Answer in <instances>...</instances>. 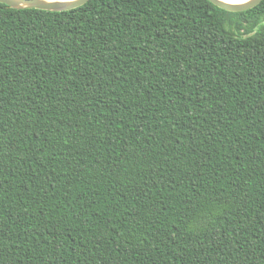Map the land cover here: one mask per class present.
Masks as SVG:
<instances>
[{"label":"trees","instance_id":"obj_1","mask_svg":"<svg viewBox=\"0 0 264 264\" xmlns=\"http://www.w3.org/2000/svg\"><path fill=\"white\" fill-rule=\"evenodd\" d=\"M0 264H264V0L0 4Z\"/></svg>","mask_w":264,"mask_h":264},{"label":"water","instance_id":"obj_2","mask_svg":"<svg viewBox=\"0 0 264 264\" xmlns=\"http://www.w3.org/2000/svg\"><path fill=\"white\" fill-rule=\"evenodd\" d=\"M89 0H0V4L12 9H36L50 12H64L81 7ZM220 9L228 12L238 13L253 9L263 0H249L239 3H226L219 0H208Z\"/></svg>","mask_w":264,"mask_h":264},{"label":"bare ground","instance_id":"obj_3","mask_svg":"<svg viewBox=\"0 0 264 264\" xmlns=\"http://www.w3.org/2000/svg\"><path fill=\"white\" fill-rule=\"evenodd\" d=\"M50 1H66V0H50ZM219 1L226 3H239V2H246L249 0H219Z\"/></svg>","mask_w":264,"mask_h":264}]
</instances>
